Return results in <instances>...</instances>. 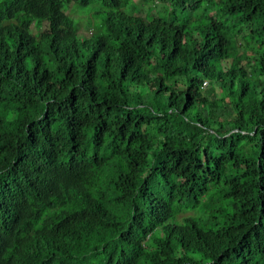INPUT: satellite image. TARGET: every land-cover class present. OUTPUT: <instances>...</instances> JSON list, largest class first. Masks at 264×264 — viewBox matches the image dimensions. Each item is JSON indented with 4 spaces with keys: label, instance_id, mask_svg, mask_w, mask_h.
<instances>
[{
    "label": "trees",
    "instance_id": "1",
    "mask_svg": "<svg viewBox=\"0 0 264 264\" xmlns=\"http://www.w3.org/2000/svg\"><path fill=\"white\" fill-rule=\"evenodd\" d=\"M96 1L124 72L80 0H0V264H264V0Z\"/></svg>",
    "mask_w": 264,
    "mask_h": 264
},
{
    "label": "clouds",
    "instance_id": "2",
    "mask_svg": "<svg viewBox=\"0 0 264 264\" xmlns=\"http://www.w3.org/2000/svg\"><path fill=\"white\" fill-rule=\"evenodd\" d=\"M133 2H138V0H132ZM141 4L139 7L142 8L143 10L137 13H132L131 15H137L139 19L142 21L144 20V13L146 12V5L143 2V0H140ZM189 1V0H188ZM186 2L185 4L188 5L189 2ZM204 0H201L200 3L202 6H204ZM72 2L69 3L68 8H64V11L62 12L65 16H67L68 21H67V27L68 30L72 35H74L78 40L81 42L86 43V49L88 52L83 51L82 57L85 59L84 63L89 64L88 61H106L109 65L110 68L116 69L117 71L124 72L125 69H127L128 66L125 65H120L116 64L119 60H121L123 57L126 59H129L130 56H124L120 49L118 48H124L127 49V33L130 29L131 25V20L128 15L124 19H122V25L120 29L118 30V36L115 39V43L117 46L115 48L118 50L117 53H114L113 51H108L107 53V60L103 59L101 56V47L100 45H96V41H94L95 34H98L100 29L104 27L105 25V18L103 15L108 12L110 14V9L112 7H108V4H103L100 5L98 1L96 3H93L90 1L86 0H80V4H77L75 8H71ZM163 4V5H161ZM157 7H155L153 10H156L157 16L161 17L163 15V11L167 9L170 12V17L173 21V9L172 5H168V3H156ZM97 6V7H96ZM130 10H132L130 8ZM106 11V12H105ZM201 12V11H200ZM132 19V18H131ZM115 21V20H114ZM114 24V22H113ZM52 25V24H51ZM50 25V26H51ZM194 23H193V18L192 16L189 17L187 16L186 19L180 20L178 22H175L174 26L178 30V35L176 37H182V36H194L195 35V28H194ZM47 22L41 21L40 24H38V28H35L33 25L30 26V30L32 31H39L43 33V31H49V27ZM113 27V25H112ZM234 28H237V24L234 26ZM35 33V32H33ZM239 36V35H237ZM148 40H152L151 38H146L140 40L138 43L141 46V48L144 49V44L146 45L148 43ZM123 42V43H122ZM12 56H9L7 61H3L1 58V51H0V78L8 72V69L12 68L9 66L10 60ZM64 63H67L70 65V61H73L72 59L62 57L60 58ZM32 67V66H31ZM31 67L25 68L22 70V68H15L16 69V75L18 79L21 81L22 78L25 79V74L28 70L31 69ZM13 69V68H12ZM14 71V70H12ZM11 71V72H12ZM116 71V72H117ZM115 72V73H116ZM114 73V74H115ZM104 79L105 75L104 73L102 74ZM205 86V80L201 83V86Z\"/></svg>",
    "mask_w": 264,
    "mask_h": 264
},
{
    "label": "rangeland",
    "instance_id": "3",
    "mask_svg": "<svg viewBox=\"0 0 264 264\" xmlns=\"http://www.w3.org/2000/svg\"><path fill=\"white\" fill-rule=\"evenodd\" d=\"M97 7V6H96ZM224 65H226V62L225 61H223L222 62ZM192 214H193V212H191ZM187 214V212L186 213H183V214H179V215H177L176 216V218H178V219H180V216H183V215H186Z\"/></svg>",
    "mask_w": 264,
    "mask_h": 264
}]
</instances>
